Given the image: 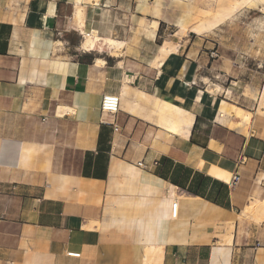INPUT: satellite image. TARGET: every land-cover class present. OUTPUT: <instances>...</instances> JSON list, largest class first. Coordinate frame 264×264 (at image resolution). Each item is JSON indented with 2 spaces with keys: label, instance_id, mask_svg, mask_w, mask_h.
<instances>
[{
  "label": "crops",
  "instance_id": "obj_1",
  "mask_svg": "<svg viewBox=\"0 0 264 264\" xmlns=\"http://www.w3.org/2000/svg\"><path fill=\"white\" fill-rule=\"evenodd\" d=\"M84 5L83 23L77 0H0V264H264V221L243 217L264 199V122L248 129L225 101L207 117L190 84L211 80L209 38L153 66L170 27L208 8ZM89 31L122 45L86 52ZM164 103L189 108L188 137L161 126Z\"/></svg>",
  "mask_w": 264,
  "mask_h": 264
},
{
  "label": "rangeland",
  "instance_id": "obj_2",
  "mask_svg": "<svg viewBox=\"0 0 264 264\" xmlns=\"http://www.w3.org/2000/svg\"><path fill=\"white\" fill-rule=\"evenodd\" d=\"M172 2L176 4V18H182L183 12L186 10L199 12L208 8V11L218 13L221 10L220 5H222V8L230 7L233 0H187V2L178 0L180 4L175 0H165L166 7H171ZM238 8L234 14L224 20V23H220V27H215L212 31L199 27L203 16L200 19L193 17L190 18L191 23L186 20L179 28L171 26L162 40L180 45V42L186 37V43H184V46H186L193 42L199 45L204 37L209 38L207 39L210 43L207 53L211 63L214 64L210 66L212 67L211 80L203 77L201 78L202 81L198 80L196 84L190 85L197 88L202 97L205 94L209 95L204 100L207 117L217 121L221 101H225L229 104V106L227 104V111L231 112L235 121H238L240 115L244 113L249 119L248 129H251L254 123L264 122V115L255 114L264 91V62L256 64V61L253 60L258 57L259 60L264 61V5L252 2L244 3L243 6L240 5ZM169 11L172 12L173 10L170 9ZM175 21H177V24L179 23L177 19ZM136 25L140 28L144 23ZM183 26L198 27L201 33H196V35L187 34L184 37L178 36L177 34L181 32ZM137 32L140 33V31ZM253 42L255 47L251 50V43ZM240 51L250 55L251 58L240 57L237 64L235 63L238 56L236 54H240ZM167 57L165 56L163 60ZM209 82L220 86L221 91H215V95L210 94L215 89L212 92L209 91ZM248 221L252 222L250 219ZM257 225L262 226L264 224Z\"/></svg>",
  "mask_w": 264,
  "mask_h": 264
},
{
  "label": "bare ground",
  "instance_id": "obj_3",
  "mask_svg": "<svg viewBox=\"0 0 264 264\" xmlns=\"http://www.w3.org/2000/svg\"><path fill=\"white\" fill-rule=\"evenodd\" d=\"M90 1L91 0H77V5L81 7L80 15L83 19V23L85 22L86 16H87L86 6L84 5V3L85 2L89 3ZM96 1H99V0H96ZM252 2L257 3V4L262 3L264 5V0H233V3L230 5V7L222 8V5H220L221 10L218 13H213L212 11H208L205 14V16L202 17L201 25L199 27L207 31H212L214 30L215 27L220 26L221 25L220 23H224V20L227 19V17H230L232 14H234L239 9L238 7H240V5L243 6L244 3H252ZM190 33H201V31L199 30L198 27L183 26L181 28V32L177 35L184 37L185 35L190 34ZM85 37L86 38L82 44V48L86 52H95V50H98V49L100 51L104 50L102 49V46L104 44H107L111 48L120 46L121 44L117 40H113L111 38L98 37L97 35L92 34L90 31H89V34ZM179 47H181L179 44H174L170 41L165 42L162 46H160L159 55L157 59L155 60L153 66L154 65L160 66L162 63H164L163 58L165 56H169L170 54L177 52ZM103 48H105V46ZM99 50L96 52H100ZM98 64L104 65L105 63L102 60H98ZM208 86H209V91L211 92L212 90L215 89L214 92L210 93L212 95H215L214 94L215 91L217 92L221 91V87L216 84L209 82ZM66 111H67L66 108H60L59 114L62 115V113ZM255 114L264 115V91L261 95L259 107L257 108ZM159 117L161 119V126L165 130L173 133L176 136L180 135L181 137L186 138L189 136V134L192 131L194 120H192V115L189 111V108H179V107L172 105L171 103H164L163 106L159 109ZM248 120L249 119L246 116L245 122L247 124H248ZM250 205L251 206L243 212V217H247L250 220L256 221L258 223H262L264 221V199L255 200ZM172 213H173V206H172ZM177 214H178V209H177ZM150 253L152 254L154 258L157 256H162V251H160V249L157 250L155 248H151Z\"/></svg>",
  "mask_w": 264,
  "mask_h": 264
},
{
  "label": "built area",
  "instance_id": "obj_4",
  "mask_svg": "<svg viewBox=\"0 0 264 264\" xmlns=\"http://www.w3.org/2000/svg\"><path fill=\"white\" fill-rule=\"evenodd\" d=\"M120 96L115 94H106L103 96L102 99V112L104 115H106V120L103 122L105 124L110 123V120L112 121V126L117 130L116 125V116L119 112V106H120ZM241 180L240 175L235 174L233 175L231 184L237 185ZM177 209H178V203L175 202L173 204V216L176 217L177 215Z\"/></svg>",
  "mask_w": 264,
  "mask_h": 264
}]
</instances>
